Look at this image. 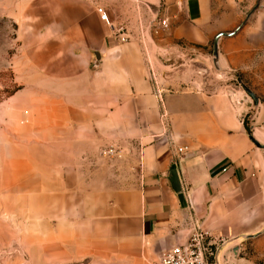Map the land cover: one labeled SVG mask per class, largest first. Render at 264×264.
<instances>
[{
  "label": "crops",
  "instance_id": "1",
  "mask_svg": "<svg viewBox=\"0 0 264 264\" xmlns=\"http://www.w3.org/2000/svg\"><path fill=\"white\" fill-rule=\"evenodd\" d=\"M214 13L211 0L25 5L23 53L60 88L43 98L34 143L19 147L29 177L20 165L2 188L28 217L31 240L45 234L35 246L45 264H150L198 231L209 234L213 262L220 250L219 264L259 263L240 254L251 241L264 253V132L248 127L236 95L184 87L158 58L163 47L207 40ZM154 19L160 31L144 37Z\"/></svg>",
  "mask_w": 264,
  "mask_h": 264
},
{
  "label": "rangeland",
  "instance_id": "2",
  "mask_svg": "<svg viewBox=\"0 0 264 264\" xmlns=\"http://www.w3.org/2000/svg\"><path fill=\"white\" fill-rule=\"evenodd\" d=\"M29 1L0 0V264H45L47 258L43 248L35 247L44 242L45 234H39L40 242L31 240L34 236L31 237L28 231V217L20 218L19 210L13 208V194L2 188L3 175L12 176L15 171L18 177L20 165L24 168L21 176L29 177L28 153L24 154L26 160L19 158V147L27 148L34 143L33 120H38L44 112L43 98L55 95L60 88L59 84H50L41 77L23 53L20 20ZM211 2L216 17L212 35L206 32L207 40L194 42L191 46L181 41L172 47H163L158 58L164 64L172 65L173 71L165 74L177 77L184 87L189 85L190 89L194 87L208 93L226 91L236 95L235 99L245 106L248 127L264 132V0ZM256 5L258 7L235 35L220 38V68H216L213 61L215 36L220 32L235 31ZM165 20L168 26L161 24L163 30L170 26L168 19ZM159 31L158 25H148L143 31L144 37L146 33ZM102 153L115 156L118 151L104 148ZM262 250L257 248L256 241H251L240 255L257 256L258 264H264ZM212 251L214 255L213 247ZM210 261L213 262L212 257ZM66 264H89V259ZM150 264H161V259Z\"/></svg>",
  "mask_w": 264,
  "mask_h": 264
},
{
  "label": "built area",
  "instance_id": "3",
  "mask_svg": "<svg viewBox=\"0 0 264 264\" xmlns=\"http://www.w3.org/2000/svg\"><path fill=\"white\" fill-rule=\"evenodd\" d=\"M98 12L102 20L106 21L112 28L114 35L122 42L129 41L127 31L123 27H115L109 20L108 14L102 6H98ZM156 20H152L151 24H154ZM161 24L168 26L167 20H162ZM184 148H179V152H182ZM110 152H113L110 150ZM109 152V153H110ZM213 256L212 244L209 240V234L203 231L193 233L188 240L177 246H174L164 252L161 258V264H213L210 258Z\"/></svg>",
  "mask_w": 264,
  "mask_h": 264
},
{
  "label": "water",
  "instance_id": "4",
  "mask_svg": "<svg viewBox=\"0 0 264 264\" xmlns=\"http://www.w3.org/2000/svg\"><path fill=\"white\" fill-rule=\"evenodd\" d=\"M258 7V5H256L253 10H251L245 20L241 23V25L233 32H220L218 33L215 38H214V42H213V56H214V64L216 66V68H220V64H219V40L221 37L223 36H233L235 35L240 29L241 27L244 25L245 21H247L250 17V15L252 14V12L254 11V9H256ZM252 138V137H251ZM248 237V236H246ZM219 254H220V250L216 252L215 258H214V262L213 264H219Z\"/></svg>",
  "mask_w": 264,
  "mask_h": 264
}]
</instances>
